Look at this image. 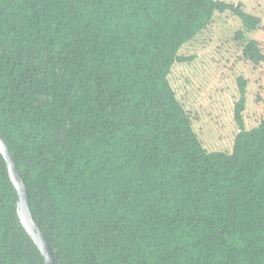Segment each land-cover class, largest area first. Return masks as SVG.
Returning a JSON list of instances; mask_svg holds the SVG:
<instances>
[{
    "label": "trees",
    "instance_id": "1",
    "mask_svg": "<svg viewBox=\"0 0 264 264\" xmlns=\"http://www.w3.org/2000/svg\"><path fill=\"white\" fill-rule=\"evenodd\" d=\"M224 13L262 77V18L236 0H0V135L59 264H264L250 79L231 152L205 146L171 79ZM17 202L0 152V264H46Z\"/></svg>",
    "mask_w": 264,
    "mask_h": 264
},
{
    "label": "rangeland",
    "instance_id": "2",
    "mask_svg": "<svg viewBox=\"0 0 264 264\" xmlns=\"http://www.w3.org/2000/svg\"><path fill=\"white\" fill-rule=\"evenodd\" d=\"M236 1L262 18L261 26L250 38L264 44V0ZM239 28L237 17L216 14L207 29L181 49L183 55L193 56V60L177 64L171 73L179 97L194 120L195 130L209 150H232L238 133L234 106L239 97V77L250 79L245 110L247 127L257 126L264 117V75L261 77L257 69L241 58V48L233 37Z\"/></svg>",
    "mask_w": 264,
    "mask_h": 264
},
{
    "label": "water",
    "instance_id": "3",
    "mask_svg": "<svg viewBox=\"0 0 264 264\" xmlns=\"http://www.w3.org/2000/svg\"><path fill=\"white\" fill-rule=\"evenodd\" d=\"M0 152L7 162L10 178L18 191L17 211L23 226L41 250L45 263L59 264L49 240L35 219L28 197L27 187L21 176L20 169L1 135Z\"/></svg>",
    "mask_w": 264,
    "mask_h": 264
}]
</instances>
